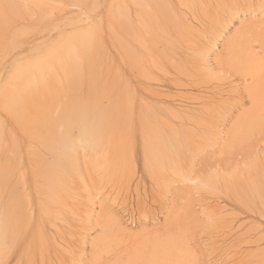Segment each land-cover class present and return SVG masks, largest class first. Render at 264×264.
<instances>
[{"label":"rangeland","instance_id":"rangeland-1","mask_svg":"<svg viewBox=\"0 0 264 264\" xmlns=\"http://www.w3.org/2000/svg\"><path fill=\"white\" fill-rule=\"evenodd\" d=\"M19 1L26 6H0V214L7 218L9 211L15 209L11 214L17 226L6 227L4 223L2 228L14 227L9 231L18 234L15 240L12 236L10 246L6 243L8 252L0 251V264H93L89 250L91 241L101 232V224L97 223L110 216L119 223L120 233L129 235L120 234L122 245L120 240L117 245L111 243L117 252H138L136 248H142L146 237L154 241L164 235L168 244L176 247V254L170 256L174 259L171 264H264V180L262 184L263 177L254 173L251 176L250 172L246 176L242 169L252 157L243 153L249 144L248 127L233 134L231 146L225 147L231 137L226 131L248 107L240 94L241 77L235 66L226 62V49L230 43L243 50L252 45L264 46V0H188L193 4L186 2L187 5L196 6L195 14L183 8L187 5L180 1L169 0L168 5L181 10L180 22L188 21L186 24L195 34H191L193 41L189 44L195 56L191 59L193 70L191 74L188 71L189 76L194 71V78L180 73L183 83H187L177 87V91L176 87L165 91L169 94L165 105L145 100L147 111L140 108L137 88H129L127 100L133 112L130 119L120 114L124 109L120 103L126 101L122 89V30L129 23V14L122 9L124 2ZM198 4L205 9L200 11ZM132 6L133 1L130 10ZM89 35L93 37L94 69L87 67L89 54L81 49L75 54L67 51L74 42ZM136 77L139 82L147 81L140 74ZM163 107L178 109L181 116L171 118ZM107 112L115 117L108 119ZM144 113L146 116L141 115ZM97 120L106 137L102 140L104 145L94 149L85 136L90 135L89 129ZM113 142L120 145L115 154L121 169L114 175L103 153L107 151L106 144L114 145ZM68 150L72 154L67 161L61 160V152ZM44 164L48 166L45 168ZM105 176L111 178V183ZM52 177L61 179L66 189H62L59 200L50 197ZM2 178L9 180L10 188L8 180ZM12 182H18V186ZM22 198L32 203L23 205ZM8 200L19 203L6 209ZM57 215L58 221L53 219Z\"/></svg>","mask_w":264,"mask_h":264},{"label":"bare ground","instance_id":"bare-ground-1","mask_svg":"<svg viewBox=\"0 0 264 264\" xmlns=\"http://www.w3.org/2000/svg\"><path fill=\"white\" fill-rule=\"evenodd\" d=\"M25 1V0H24ZM28 1V0H27ZM33 1V0H32ZM133 1V5L131 10H130V2ZM181 2L185 5H187V3H189L190 1L188 0H178V2ZM196 1V0H195ZM124 2V3H123ZM168 2V3H167ZM169 0H121V3L124 4V6H122V9H125V14H129V16H127L129 19V23H127L125 26H123V37H122V46H121V50L123 51V62L125 69L123 70V76H122V86H123V98H125L126 101L120 103V105L124 108L120 110V114H125V116L127 115V118L130 116V114L132 112L131 108H130V102L127 100V95L129 92V88H137L136 90L140 92L139 94V101L140 102V108H145L147 107L145 100H149L150 102L154 103V104H158V105H165V103L167 102V98L168 95L166 94L165 91H169V88L171 87H181L184 86V84H186L187 82L183 83L184 79L182 77H180V73L181 75L183 74V76H189V72L191 74L193 70L192 66H193V61L191 59H193L194 54L191 53L190 50H192V48L189 46V44L193 41L191 39V34H194L193 28L189 27L186 22L188 21H184V23L180 22V17L182 14H180L181 10L179 8H176L174 6H170L169 4ZM187 2V3H186ZM24 2H21L19 0H2L0 1V6H26ZM33 3H36L33 1ZM172 3V2H171ZM192 3V2H190ZM37 4V3H36ZM45 4V3H44ZM193 4V3H192ZM189 5V4H188ZM183 6V8H186L190 14H195L197 12L196 10V6L194 5H189V6ZM46 6V5H45ZM199 6V4H198ZM44 7V6H43ZM22 8V7H20ZM120 8V7H119ZM7 9V8H6ZM31 9V8H30ZM121 9V8H120ZM179 9V10H178ZM203 9H205L204 6H199V10L203 11ZM12 10V7H11ZM196 10V12H195ZM1 11V10H0ZM19 11V10H18ZM198 11V12H200ZM14 12V11H13ZM184 12V11H182ZM195 12V13H194ZM9 13V12H8ZM185 13V12H184ZM1 14V13H0ZM7 14V13H6ZM2 16V15H1ZM5 16V14H4ZM11 16V15H10ZM112 16V15H111ZM7 17V16H6ZM21 17V15H20ZM194 17V16H193ZM195 19V18H194ZM113 20V19H112ZM126 20V19H125ZM185 20V19H184ZM127 21V20H126ZM5 22V21H4ZM117 22V21H116ZM113 23V21H112ZM123 23V22H122ZM119 24V23H118ZM117 24V25H118ZM125 23H123L124 25ZM110 25V24H109ZM112 25V24H111ZM121 25V24H120ZM2 26V25H1ZM60 27V26H59ZM58 27V28H59ZM122 27V26H121ZM3 28V27H2ZM112 28V27H110ZM109 28V30H110ZM6 29V28H5ZM114 29V28H113ZM112 30V29H111ZM121 30V29H119ZM7 31V30H5ZM85 32V31H84ZM83 33V32H82ZM116 33V32H115ZM86 34V33H83ZM117 34V33H116ZM80 35V34H79ZM148 35V36H146ZM195 35V34H194ZM194 35H192V38H194ZM6 36V35H5ZM119 36V35H118ZM118 36H115L116 38ZM84 37V36H83ZM120 37V36H119ZM196 37V36H195ZM93 37H91V35H89V38H87V36H85V38H81L80 40H78L77 42H74V44L67 48L68 53L71 54H75V52L79 49H81V51L88 55L89 54V63L87 65V67L89 69H94L95 66L93 65L92 61H91V57L93 56L92 53V39ZM109 38V37H108ZM89 39V40H88ZM119 40V39H118ZM95 41V39H94ZM117 44V43H116ZM55 48V47H54ZM63 48V47H62ZM179 48H184V51H177V49ZM257 48H260L261 50H257ZM66 49V48H65ZM66 51V50H65ZM80 51V52H81ZM190 54L192 56H190ZM227 55V56H226ZM226 62L228 63V65L230 66H235L236 68V72L239 73L240 75V80H241V84H242V88L240 89V94L243 96L242 99L243 101H247L248 102V107L246 109H243L240 114L237 116L236 118V122L233 123L232 126L229 127V129L226 131V134L231 136L229 139V144L226 145L227 146H231L230 142H232L233 140V134L237 135L241 132V129L243 126H247L250 132V137H249V144L248 147L246 148L245 152H243L245 155L248 154L250 156H252L249 160V163L247 164L246 167L242 168L243 169V173H246V176L249 175V172L255 174H259V177L261 180V183L263 184V180H264V46L262 47L261 45H259L258 47L255 46H250L249 48L246 49H242L239 47H237L236 43H230L228 49H226ZM67 55H65L66 57ZM98 56V55H97ZM103 56V55H102ZM41 57V56H40ZM57 57V56H56ZM69 57V56H68ZM104 57V56H103ZM102 57V58H103ZM55 58V57H54ZM58 58V57H57ZM61 58V57H60ZM78 58V57H76ZM34 59V58H32ZM44 59V58H43ZM56 59V58H55ZM80 59V58H79ZM99 59V58H98ZM45 60V59H44ZM65 60V59H64ZM30 62V61H29ZM58 62V59H56V64ZM60 62V61H59ZM98 62V61H97ZM109 62V60H108ZM121 62V61H120ZM80 63V62H79ZM81 64V63H80ZM30 65V64H28ZM52 66V65H51ZM28 67V66H27ZM53 67V66H52ZM108 69L110 68L107 65ZM50 68V67H47ZM59 68V66H58ZM75 69L78 68L77 64L74 67ZM86 68V67H85ZM103 68V67H102ZM151 69L155 72H151V70L149 72H147L146 74L143 73L142 71H144L145 69ZM54 69V67H53ZM82 69V68H81ZM15 70V69H14ZM20 70V69H19ZM18 70V72H19ZM65 70V69H64ZM74 70V69H73ZM17 71V70H16ZM22 71V70H21ZM99 71V70H98ZM98 71L96 74H98ZM189 71V72H188ZM23 72V71H22ZM96 72V71H95ZM94 72V73H95ZM117 72V71H116ZM12 73V72H11ZM74 73V72H73ZM24 74V73H23ZM93 74V72H92ZM91 74V75H92ZM140 74L141 77H145L144 82H139L137 81V77L136 75ZM129 75V76H128ZM23 75L21 74V77ZM68 76V75H67ZM94 76V75H93ZM118 76V75H117ZM131 76V77H130ZM191 76V75H190ZM189 76V77H190ZM10 77V76H9ZM13 77V76H12ZM70 77V76H69ZM31 78V77H30ZM137 78V79H136ZM191 80L194 78V71H193V76L190 77ZM73 79V78H72ZM142 79V78H141ZM187 79V78H186ZM189 79V78H188ZM10 80V79H9ZM20 80V79H19ZM30 80V79H29ZM32 80V79H31ZM30 80V81H31ZM70 80V79H69ZM140 80V79H139ZM190 80V81H191ZM25 81V80H24ZM23 81V83H25ZM89 81V80H88ZM188 81V82H190ZM197 81V80H196ZM239 81V80H238ZM8 82V81H7ZM18 82V81H17ZM29 82V81H26ZM65 82V80H64ZM71 82V81H70ZM120 82V81H119ZM22 83V82H21ZM54 83V82H53ZM191 83V82H190ZM6 83H3V85ZM30 84V83H29ZM33 84V83H32ZM189 84V83H188ZM28 86V85H27ZM26 86V87H27ZM186 86V85H185ZM2 87V86H1ZM44 87V86H43ZM74 87V86H73ZM3 88V87H2ZM28 88V87H27ZM39 88V87H38ZM29 89V88H28ZM74 89V88H73ZM186 89V88H185ZM45 90V89H44ZM82 90V89H81ZM135 90V91H136ZM178 90V88L176 89V91ZM239 90V89H238ZM1 91V90H0ZM10 91V90H9ZM12 91V90H11ZM46 91V90H45ZM73 91V90H72ZM170 91H173L172 89ZM185 91V90H184ZM44 92V91H43ZM65 92V91H64ZM138 92V93H139ZM239 92V91H238ZM6 93V92H5ZM4 93V94H5ZM41 93V92H40ZM137 93V94H138ZM176 94V92H175ZM174 94V95H175ZM6 95V94H5ZM15 95V94H14ZM17 95V94H16ZM20 95V94H19ZM25 95V94H24ZM39 95V94H38ZM70 95V93H69ZM135 95V92L134 94ZM167 95V96H166ZM172 94H170L171 96ZM174 95H172V97H174ZM180 95V94H179ZM178 95V96H179ZM18 96V95H17ZM130 96V95H129ZM89 97V96H88ZM93 97V96H92ZM133 97V96H131ZM135 97V96H134ZM51 98V97H50ZM176 98V97H175ZM183 98V97H182ZM188 98V97H187ZM12 99V98H11ZM21 99V98H20ZM73 99V98H72ZM129 99V98H128ZM141 99V100H140ZM180 99V98H179ZM22 100V99H21ZM112 100V99H111ZM138 100V99H137ZM189 100V99H188ZM134 101V100H133ZM24 102V101H23ZM50 102V101H49ZM48 102V103H49ZM76 102V101H75ZM118 103V102H117ZM183 103V102H181ZM180 103V104H181ZM31 104V103H30ZM151 104V103H150ZM172 104V103H171ZM29 105V104H28ZM173 105V104H172ZM139 106V105H138ZM171 106V105H170ZM201 106V104H200ZM209 106V105H208ZM23 107V106H22ZM73 107V106H72ZM155 106H152V108H154ZM184 107V106H183ZM193 107V106H192ZM205 107V106H204ZM139 108V107H138ZM149 108V107H148ZM148 108H145L146 111ZM157 108V107H156ZM155 108V109H156ZM164 110H166V113L168 114L169 117L171 118H179L178 115L179 114V110L175 109L174 111L170 109H168L167 107H163ZM186 108V106H185ZM17 109V108H16ZM24 109V108H23ZM44 109V108H43ZM70 109V108H69ZM72 109V108H71ZM111 109V108H110ZM116 109V107H115ZM158 109V108H157ZM180 109V108H179ZM182 109V108H181ZM206 109V108H205ZM210 109H212L210 107ZM39 110V109H38ZM47 110V109H46ZM117 110V109H116ZM152 109L150 108V111ZM188 110V108H187ZM195 111L197 109H194ZM114 111V110H113ZM112 111V112H113ZM160 111V110H159ZM189 111V110H188ZM208 111V109H207ZM16 112V111H15ZM14 112V113H15ZM136 112V111H135ZM139 112V111H138ZM143 112V111H142ZM181 112V111H180ZM199 112H202L199 110ZM108 113V112H107ZM149 113V111L147 112ZM156 113V112H155ZM196 113H198V110L196 111ZM206 113V111H205ZM22 114V112H21ZM42 114V113H41ZM140 115V113H138ZM150 114V113H149ZM148 114V115H149ZM157 114V113H156ZM163 114V113H162ZM200 114V113H199ZM54 115V114H53ZM141 115H145L141 114ZM153 115V114H152ZM158 115V114H157ZM161 115V114H160ZM189 115V114H188ZM195 115V114H194ZM193 115V116H194ZM21 116V115H20ZM97 116V115H96ZM108 119H112L115 117V115L113 114H107L106 115ZM118 116V115H117ZM146 116V115H145ZM159 116V115H158ZM157 116V117H158ZM181 116V115H180ZM184 116V115H183ZM209 116V114L207 115ZM29 117V116H28ZM47 117V116H46ZM124 117V116H123ZM132 117V116H130ZM129 117V119H130ZM136 117V116H135ZM142 117V116H141ZM160 117V116H159ZM164 117V116H163ZM197 117V116H196ZM21 118V117H20ZM27 118V117H26ZM57 118V117H56ZM143 118V117H142ZM187 118V116H186ZM50 119V118H49ZM104 119V118H103ZM155 119V118H154ZM165 119V118H164ZM164 119L162 120V116L160 118L161 121H164ZM192 119V118H191ZM17 120V119H16ZM19 120V119H18ZM22 120V119H21ZM24 120H26L24 118ZM30 120V119H28ZM46 120V119H45ZM56 120V119H55ZM132 120V119H131ZM146 120V119H145ZM193 120V119H192ZM33 121V119L31 120ZM120 121V120H119ZM134 121V120H133ZM157 121V118H156ZM167 121V120H166ZM24 122V121H23ZM48 122V121H46ZM101 122H103V120H101ZM109 122V121H108ZM130 122V120H129ZM132 122V121H131ZM137 122V121H136ZM189 122V121H188ZM202 122V121H201ZM29 123V121H28ZM27 123V124H28ZM31 123V122H30ZM52 123V122H51ZM123 123V122H122ZM134 122H132L133 124ZM141 123V122H140ZM181 122H179L180 124ZM203 123V122H202ZM24 124H26L24 122ZM100 122L94 121L92 123V128L91 124L89 125V134H87L85 136V140H87L88 142H90L89 145H91V143L94 146V149L97 146H103L104 145V141L103 138H105L106 134H104V128H102V126L100 127ZM125 124V123H123ZM163 124V123H162ZM174 124V123H173ZM178 124V123H177ZM178 124V125H179ZM188 124V123H187ZM191 124V121H190ZM193 124V123H192ZM196 124V123H195ZM31 125V124H30ZM48 125V123H47ZM63 125V124H62ZM106 125V124H105ZM140 125V124H139ZM172 125V124H171ZM49 126V125H48ZM131 126V125H130ZM199 126V125H197ZM142 127V126H141ZM158 127V126H157ZM174 127V125H172V128ZM185 127V126H184ZM32 128V127H31ZM144 128V127H143ZM147 128V127H146ZM145 128V129H146ZM170 128V127H169ZM188 127H186L187 129ZM190 128V127H189ZM116 128H114L115 130ZM123 128H121L122 130ZM178 129V128H177ZM182 128H180L179 130H181ZM109 130V129H108ZM128 130V128L126 129ZM176 130V129H175ZM190 130V129H188ZM44 131V130H43ZM113 131V130H112ZM117 131V130H116ZM41 132V131H40ZM37 132V133H40ZM106 132V131H105ZM151 132V131H150ZM160 132V131H159ZM117 135H121L120 131L117 132ZM12 134V133H11ZM170 134V133H169ZM38 135V134H37ZM40 135V134H39ZM116 135V134H115ZM41 136V135H40ZM45 137V135L43 136ZM173 137V135H172ZM71 139V138H70ZM69 139V140H70ZM155 139V138H154ZM171 139V138H170ZM72 140V139H71ZM109 140V139H108ZM113 140V137H112ZM115 140V139H114ZM40 141V140H39ZM42 141V140H41ZM106 141V139H105ZM111 141V140H110ZM45 142V141H43ZM76 142V141H75ZM73 143V142H72ZM79 143V142H78ZM29 144V143H28ZM114 145L112 144H106V150L104 153V157L107 158V160H109L110 162V171L111 173L114 174H119V169L120 168V164H119V160L115 154V150L119 148V142H113ZM123 144V141H122ZM69 145V144H68ZM152 145V144H151ZM161 145V144H160ZM72 147H75V145H73ZM71 148V146H70ZM100 148V147H99ZM103 148V147H102ZM101 148V149H102ZM69 149V148H68ZM73 149V148H72ZM98 149V148H97ZM228 149V148H226ZM1 147H0V151H1ZM90 150V149H89ZM73 151V150H72ZM118 151V150H117ZM116 151V152H117ZM226 151V150H225ZM224 149L223 152L225 153ZM53 153V152H52ZM57 153V152H56ZM99 154V152H96ZM118 153V152H117ZM164 153V152H163ZM6 154V153H5ZM71 153L68 152H61V160H66L69 158ZM73 154L74 151H73ZM101 154V153H100ZM99 154V155H100ZM106 154V155H105ZM158 154V153H157ZM103 155V154H102ZM229 155V154H226ZM232 156V155H229ZM5 157V156H4ZM54 157V156H53ZM72 157V156H71ZM74 157V156H73ZM100 157V156H99ZM103 157V158H104ZM224 157V156H223ZM75 158V157H74ZM97 158V157H96ZM121 157L119 156V159ZM236 158V157H235ZM18 159V157H17ZM20 159V158H19ZM48 159V158H47ZM50 159V158H49ZM99 159V158H98ZM163 159V158H162ZM58 160V158H57ZM97 160V159H96ZM104 160V159H103ZM118 160V161H117ZM125 160V159H124ZM128 160V159H127ZM130 160V159H129ZM73 161V159H72ZM99 161V160H98ZM70 162V161H69ZM7 163V162H6ZM48 164L47 162H44ZM99 163V162H98ZM107 164V162H105ZM115 163V164H114ZM121 164L123 162H120ZM20 164V163H19ZM101 164V161H100ZM99 164V165H100ZM156 164V163H155ZM8 165V164H7ZM36 165V164H35ZM67 165V164H65ZM103 165V164H102ZM100 165V166H102ZM162 165V164H161ZM4 166V164H3ZM38 167V164L36 165ZM42 166V165H40ZM45 166V164H44ZM43 166V167H44ZM48 166V165H46ZM45 166V168H46ZM75 164L73 165L74 170L75 169ZM109 166V165H108ZM177 166V164H176ZM5 167V166H4ZM10 167V166H9ZM72 167V166H71ZM105 167V166H104ZM124 167V166H122ZM160 167V166H158ZM175 167V166H174ZM34 168V167H33ZM42 168V167H41ZM70 168V167H69ZM72 168V169H73ZM106 168V167H105ZM161 168V167H160ZM50 169V168H49ZM103 169V168H102ZM107 169V168H106ZM176 169V167L174 168ZM0 170H2V168H0ZM12 170V169H11ZM116 171L117 173H114V171ZM35 171V170H34ZM174 171V170H173ZM242 172V171H241ZM262 172V173H261ZM8 173V172H7ZM47 173V172H46ZM54 173V172H53ZM75 173V171H74ZM74 173H71L74 175ZM175 173V172H174ZM226 173V172H225ZM239 173V172H238ZM248 173V174H247ZM35 174V173H34ZM42 174V173H41ZM173 174V173H172ZM261 174V175H260ZM2 175V174H1ZM4 175V174H3ZM10 175V174H9ZM13 175V174H12ZM28 175V174H27ZM38 175V174H37ZM43 175V174H42ZM109 175V174H108ZM36 176V175H35ZM54 176V175H53ZM243 176V175H242ZM250 176V177H251ZM23 177V176H22ZM40 177V176H39ZM64 177V176H63ZM110 177V175H109ZM107 176H105L104 178H108V182L111 178H109ZM249 177V180H250ZM18 178V176H17ZM62 178V177H60ZM243 178V177H242ZM3 181L6 178H2ZM9 179V177H8ZM6 179V180H8ZM23 179V178H22ZM27 179V178H26ZM31 179V178H30ZM47 179V178H46ZM52 181L54 183H52V186H50V197L52 198L53 196V200H59L62 196V189L63 185L61 184L60 180H58L56 177H52L51 178ZM66 179V178H65ZM240 179V177H239ZM245 179V178H244ZM64 180V179H62ZM107 180V179H106ZM242 180V179H241ZM29 181V180H28ZM51 181V182H52ZM114 181V180H113ZM244 181V180H243ZM49 182V183H51ZM228 182V181H227ZM14 184V182H12ZM19 183L21 184V182L19 181ZM48 183V182H47ZM48 183V184H49ZM65 183V181H64ZM111 183V180L110 182ZM230 183V182H228ZM260 183V184H261ZM9 186V180L6 183ZM5 184V186H6ZM46 184V183H45ZM48 184L47 185V189H48ZM259 184V185H260ZM261 184V185H262ZM3 185V184H2ZM17 185L18 186V182L17 184L15 183L14 186ZM43 185V184H42ZM51 185V184H50ZM66 185V184H65ZM257 185V184H256ZM11 186V185H10ZM9 186V188H10ZM13 186V188H14ZM22 186V184H21ZM24 186V183H23ZM44 186V185H43ZM23 188V187H22ZM33 188V185H32ZM42 188V187H41ZM257 188V187H256ZM259 188V186H258ZM257 188V191L260 192ZM261 188V186H260ZM15 189V188H14ZM45 189V188H43ZM68 189V188H67ZM262 193H264V188H261ZM10 190V189H9ZM21 190V188L19 189ZM66 190V189H65ZM30 191V190H29ZM36 191V190H35ZM31 192V191H30ZM77 192V191H76ZM1 193V192H0ZM61 193V194H60ZM261 193V192H260ZM3 194V193H2ZM47 194V193H46ZM71 194V192H70ZM66 195V194H65ZM68 195V194H67ZM66 195V196H67ZM263 195V194H262ZM2 196V195H1ZM0 196V197H1ZM49 196V195H48ZM69 196V195H68ZM67 196V197H68ZM73 196V195H72ZM28 197V196H27ZM44 198H46L45 195H43ZM60 197V198H59ZM260 198V196H259ZM51 199V201H52ZM23 200V205L25 202H27L29 204L32 203L31 200H29L28 198H22ZM49 200V199H47ZM63 202V201H62ZM61 202V203H62ZM19 203V202H17ZM16 202H10V200L7 201V203L5 202L6 206L5 208L9 209L11 207H13L15 204H17ZM56 203V201H55ZM55 203L53 204L55 206ZM50 204V202H49ZM68 204V203H67ZM61 205V204H60ZM66 205V204H65ZM3 206V207H4ZM30 206V205H29ZM57 206V205H56ZM55 206V207H56ZM62 206V205H61ZM24 207V206H23ZM28 207V206H27ZM47 207V205H46ZM59 207V206H58ZM69 207V204H68ZM45 208V207H44ZM54 209V207H52ZM61 208V207H60ZM2 209V208H1ZM0 209V210H1ZM5 209V210H6ZM46 209V208H45ZM48 209V208H47ZM51 209V208H50ZM57 209V207L55 208ZM67 209V208H66ZM70 209V208H69ZM68 209V210H69ZM11 210V209H10ZM13 210V209H12ZM11 210V212H12ZM15 210V209H14ZM13 210V211H14ZM49 210V209H48ZM67 210V211H68ZM7 211V210H6ZM23 211V210H22ZM25 211V209H24ZM65 211V209H64ZM70 211V210H69ZM11 212L9 211L7 218H4L1 216L0 214V251L4 252L7 251L8 249H6L5 245L7 243L8 246H10L8 243L12 242V236L14 238V240L17 238L18 234H11V231H9V229L13 230L14 227H10L9 229H5L8 226H13V224L16 225L15 223V219L13 218ZM29 212V211H28ZM43 212V211H42ZM46 212V211H45ZM66 212V211H65ZM15 213V212H14ZM23 213V212H22ZM54 213V212H53ZM62 213V212H61ZM59 213V215L61 214ZM45 214V213H43ZM15 215V214H14ZM63 215V214H62ZM46 216V215H45ZM108 216V214H107ZM26 217V215H25ZM60 217V216H59ZM58 215L57 218L53 217V219L57 220L59 219ZM16 218V217H15ZM30 218V217H29ZM50 218V217H49ZM113 216H110V218H106L104 219L102 222H96L97 225L101 224V232L98 235V237L94 240L91 241L90 243V250H89V257L92 259L90 260L91 262L93 261V264H98L97 262H99V264H135L134 261H136V264H171L170 261H174V259H171V257L173 255L174 249H176V247H173L174 245L172 244H168L169 242H167L166 237L163 235V237L157 238L154 241H151V239L149 238H145L144 243L141 249L140 246L138 249V252H134L132 251L131 253L129 251H125L124 249L120 250L119 252H117L116 249H114V243L119 242L120 245H122L120 234L125 233L124 231H122L120 233V231L122 229H119V226L117 224V221L115 219H113ZM32 219V218H31ZM27 220V219H26ZM62 220V219H61ZM102 220V219H101ZM28 221V220H27ZM58 221V220H57ZM61 222V221H60ZM6 225V227L2 228V226ZM21 223V222H20ZM30 221L27 223L29 224ZM54 223V221L52 222ZM59 224V223H58ZM57 224V225H58ZM23 225V224H22ZM17 226V225H16ZM55 226V225H54ZM53 226V228H55ZM23 227V226H22ZM27 227V226H26ZM41 227V226H40ZM43 227V226H42ZM21 228V225H20ZM44 228V227H43ZM17 229V228H16ZM56 229V228H55ZM54 229V231H56ZM15 231V230H14ZM17 231V230H16ZM31 231V230H30ZM33 231V230H32ZM61 232V231H60ZM16 233V232H15ZM24 233V231H23ZM22 233V234H23ZM127 235V233H125ZM56 235V234H55ZM149 235H151L149 233ZM15 236V237H14ZM129 236V235H127ZM148 236V235H147ZM21 237V236H20ZM56 237V236H55ZM122 237V236H121ZM126 237V236H125ZM62 238V237H61ZM164 240H161V239ZM33 239V238H31ZM17 241V240H16ZM32 241V240H31ZM30 242V241H29ZM37 242V241H36ZM35 242V243H36ZM54 242V241H53ZM56 242V241H55ZM164 242V243H163ZM113 243V244H111ZM14 243H12L13 246ZM32 244V242H31ZM39 244H41L39 242ZM113 245V246H110ZM25 245V244H24ZM117 245V243H116ZM7 246V247H8ZM28 246H30L28 244ZM26 247L27 249H29V247ZM46 246V245H45ZM32 247V246H31ZM111 247V248H109ZM116 247V246H115ZM123 247V246H122ZM121 247V248H122ZM38 248V247H36ZM40 248V246H39ZM38 248V249H39ZM42 248V247H41ZM40 248V249H41ZM131 249L133 247H130ZM12 249V248H11ZM39 249V250H40ZM135 249V246H134ZM171 249V250H170ZM13 250V249H12ZM19 250V249H18ZM34 250V248H33ZM42 250V249H41ZM58 250V249H57ZM116 250V251H115ZM119 250V249H118ZM15 251V250H14ZM36 251V250H35ZM173 251V252H172ZM11 252V251H10ZM34 253V251H33ZM57 253V252H56ZM125 253V254H124ZM128 253V254H127ZM14 254V253H13ZM17 254V253H16ZM22 254V253H20ZM108 254V255H107ZM176 254V253H175ZM5 256V254H3ZM39 255V254H38ZM62 255V254H61ZM132 255V256H129ZM172 255V256H171ZM9 256V255H8ZM18 256V255H17ZM25 256V254H24ZM171 256V257H170ZM176 256V255H175ZM2 257V256H1ZM43 257V256H42ZM70 257V256H69ZM172 257V258H173ZM177 257V256H176ZM179 259V258H178ZM28 260V259H27ZM140 261V263H138ZM1 261V260H0ZM40 262V261H39ZM44 262V261H43ZM42 262V263H43ZM50 262V261H49ZM90 262V263H91ZM96 262V263H95ZM183 262V261H182ZM181 263V262H180ZM190 263V262H189ZM173 264V263H172ZM178 264V263H177ZM182 264V263H181Z\"/></svg>","mask_w":264,"mask_h":264}]
</instances>
